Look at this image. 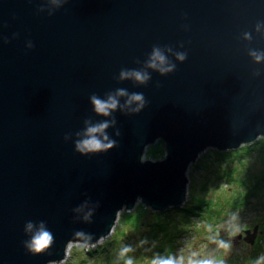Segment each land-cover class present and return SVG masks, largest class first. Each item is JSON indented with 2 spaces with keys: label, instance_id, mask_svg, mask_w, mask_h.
Returning <instances> with one entry per match:
<instances>
[{
  "label": "water",
  "instance_id": "95a60500",
  "mask_svg": "<svg viewBox=\"0 0 264 264\" xmlns=\"http://www.w3.org/2000/svg\"><path fill=\"white\" fill-rule=\"evenodd\" d=\"M154 49L171 71L149 67ZM133 71L146 82L121 78ZM118 90L117 108L98 115L90 98ZM100 122L112 147L78 151ZM259 139L264 0H0V264H61L74 244L96 250L138 202L182 209L201 155ZM157 141L164 159L143 160ZM41 225L54 241L35 253Z\"/></svg>",
  "mask_w": 264,
  "mask_h": 264
},
{
  "label": "rangeland",
  "instance_id": "374dc122",
  "mask_svg": "<svg viewBox=\"0 0 264 264\" xmlns=\"http://www.w3.org/2000/svg\"><path fill=\"white\" fill-rule=\"evenodd\" d=\"M164 148V143L161 141L149 145L145 150L143 160L155 162L164 159ZM245 164V168L249 173L264 170V153L259 159L256 156L251 157ZM215 176L216 174H213V169L204 167L200 162L196 167L191 166L187 174V201L192 199V203L194 204V198L198 196L209 201L208 208L219 210L221 206L219 201L223 200L222 195L231 192V189H234V187L224 179H215ZM261 201L253 198L250 205L235 213L230 220L216 225L213 229H209V226L205 225V220L192 218L190 224L193 227L195 225L200 234L206 229L210 231L207 234V242L199 241L197 234L193 232L188 237L177 240L178 244L171 256L176 258L183 257L186 262L189 259H211L217 262L222 261V264H257V261H259V264H264V260H261V257H264V198ZM258 203L260 205H257L255 207L257 210H255L254 206ZM143 209L144 206L141 202H138L131 212H126V226L121 224V220L119 221L118 219L112 234L97 246V249L100 250H98V256L93 255L89 257L84 247L77 244L69 245L66 254L67 258L61 264H120V261L125 262L127 259L134 260V264H150L153 256H143L141 250H135L137 246L139 247L137 240L133 238L128 239L126 235L129 233L132 223L136 222L137 226L140 224V217L136 215L143 214L145 212ZM122 213H120L119 218ZM146 216L148 217L149 214ZM150 216L152 217V215ZM143 220L149 223L152 219L147 218ZM255 228H257V237L254 244L245 243L243 241L245 232L250 231L252 233ZM239 235H242L241 240L237 239ZM123 248H129L130 251L128 252H132L133 248L137 253L132 254L131 258L127 257L126 254L121 256L120 252Z\"/></svg>",
  "mask_w": 264,
  "mask_h": 264
},
{
  "label": "trees",
  "instance_id": "16d2710c",
  "mask_svg": "<svg viewBox=\"0 0 264 264\" xmlns=\"http://www.w3.org/2000/svg\"><path fill=\"white\" fill-rule=\"evenodd\" d=\"M263 153L264 140L259 139L256 143L243 146L237 151L217 152L209 150L201 155L198 163L200 162L204 167L213 169V174H216L215 179H224L226 182L231 183L234 189L232 188L231 192L222 195L223 200L219 201L221 203L219 210L208 208L209 201L198 196L194 198V204L192 199H189L182 209L168 210L162 214L153 213L144 207L143 210L145 212L136 215L140 217V224L143 223L138 226L136 222L132 223L129 233L126 234L128 239L137 240L139 247L137 246L135 250H141L143 256H153L155 258L157 255L166 257L173 253L178 244L177 240L180 238L184 239L193 232L197 234L199 241L207 242V234L210 231L206 229L200 234L198 228L190 224L192 218L205 220V225L209 226V229H213L216 225L230 220L235 213L250 205L253 198L263 201L264 170L249 173L245 168V162L248 159L253 156L259 159ZM203 159L205 161L202 162ZM198 163L194 166H198ZM257 205L260 204L258 203L254 206L255 210H257L255 208ZM147 214H149L148 217L146 216ZM125 215L127 213L123 212L119 218V221L121 220V224L124 226L127 225L125 223ZM147 218L152 220L147 223L145 222L146 220H143ZM98 250L89 249L86 250V254L89 257L98 256L97 253L100 251ZM135 250L132 248V252H127L126 256L131 258V255L136 252ZM123 262L120 261L119 263L124 264L125 262Z\"/></svg>",
  "mask_w": 264,
  "mask_h": 264
},
{
  "label": "clouds",
  "instance_id": "9594fccd",
  "mask_svg": "<svg viewBox=\"0 0 264 264\" xmlns=\"http://www.w3.org/2000/svg\"><path fill=\"white\" fill-rule=\"evenodd\" d=\"M180 60L184 59L183 55H178L177 57ZM256 59L259 60L260 56H256ZM166 63L165 57L161 54L158 49H154L151 60L149 63V67L158 68L159 71L169 72L173 69L174 66L169 65L168 67H163ZM133 77L136 81L140 83L146 82L148 79L147 75L140 71H133V72H121V78ZM126 95L124 90H118L116 95H109L106 99L98 98L97 96L93 95L91 99V103L93 105L94 111L98 115L108 116L112 111H114L118 106V99L116 97ZM131 102H138L139 106H143L144 98L142 94H133L129 97V103ZM109 126L108 122H100L93 126L87 127L84 132V139H82L77 144V150L81 152H99L104 151L112 147L113 142L109 141L108 143H104L107 140V136L103 135L104 130ZM102 137V138H98ZM32 225L29 224L28 228H31ZM54 241V237L50 231L44 229L43 225L39 228V230L32 236L31 243L28 245L30 250L35 253H40L45 251L48 247L52 245ZM128 251L129 248L121 249L120 255L124 256ZM261 260H264V257H261ZM125 264H133L131 259L125 260ZM150 264H222L221 262H217L211 259H200V260H193L189 259L187 262L184 260L183 257H173L169 256H156L150 261ZM259 264V261H257Z\"/></svg>",
  "mask_w": 264,
  "mask_h": 264
}]
</instances>
